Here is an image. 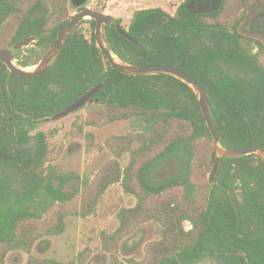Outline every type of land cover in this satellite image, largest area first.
Instances as JSON below:
<instances>
[{"label":"trees","instance_id":"trees-1","mask_svg":"<svg viewBox=\"0 0 264 264\" xmlns=\"http://www.w3.org/2000/svg\"><path fill=\"white\" fill-rule=\"evenodd\" d=\"M72 1L0 0V47L37 36L32 43L39 54L17 53L15 60L23 68L35 65L74 15ZM204 1L184 0L173 14L138 9L125 29L139 43L111 24L102 26L104 42L120 62L172 65L192 76L208 94L220 145L264 150V46L239 30L246 11L262 0H215L202 9ZM97 83L94 102L72 122L68 138L88 149L94 137L85 126L133 119L138 128L105 139L109 158L92 177L60 171L45 134L31 131ZM213 143L191 86L168 73L111 67L96 44L94 19H81L38 75L10 73L0 61V264L14 251L25 254L23 264H87L88 245L68 261L37 257L32 249L60 235L66 217L94 214L114 183L135 203L118 209L113 231L99 232L109 264H120L122 242L145 223L154 225L157 237L127 264H264L263 162L255 153L223 157L210 185ZM175 152L184 159L180 173L149 180L148 171Z\"/></svg>","mask_w":264,"mask_h":264},{"label":"rangeland","instance_id":"rangeland-1","mask_svg":"<svg viewBox=\"0 0 264 264\" xmlns=\"http://www.w3.org/2000/svg\"><path fill=\"white\" fill-rule=\"evenodd\" d=\"M181 2L182 0H86L84 6L119 18L121 25L127 28L133 12L138 9L161 7L171 14ZM217 2L214 5H207V8L214 7ZM78 3L79 0H73L70 3V15L76 13ZM202 9L205 8L202 7ZM83 27H86L85 23ZM239 30L264 46V0L253 10L246 11ZM28 53L34 57L39 54V50L35 44L31 43L28 47H24L17 56L23 58ZM34 66H28L26 69H33ZM83 112L84 108H81L55 119H45L31 133L42 131L45 134L48 146L55 157L53 164L58 170L76 171L82 176L92 177L101 164L109 158V153L104 147L105 139L113 134H122L137 129L138 126L133 119L115 121L102 127L85 126L83 130L93 133L94 137L93 143L87 149L81 139L68 138L67 133L72 128V122ZM120 161L122 165H125L128 155H123ZM183 161V155L175 152L153 166L148 171L147 178L151 181H158L176 175L182 170ZM73 184H77V181L68 186ZM134 203V197L124 193L118 183L111 184L99 200L94 214L85 218L66 217L64 231L60 235L48 236L37 242L33 246L32 253L37 257H54L61 261H68L88 245L91 248V256L87 264H109L108 255L101 250L99 232L113 231L117 225L116 212L118 209L132 206ZM185 225L189 226L188 223ZM156 237L153 224L145 223L140 226L122 242L118 256L120 264H127L129 258H141L145 243ZM25 259L26 256L22 251L10 252L6 256V264H23Z\"/></svg>","mask_w":264,"mask_h":264},{"label":"water","instance_id":"water-1","mask_svg":"<svg viewBox=\"0 0 264 264\" xmlns=\"http://www.w3.org/2000/svg\"><path fill=\"white\" fill-rule=\"evenodd\" d=\"M85 17H89V19L95 20L96 44L107 59V61L109 62V64L111 65V67L127 74H146L157 72L168 73L186 82L195 91L201 108V112L214 140L213 147L215 152V160L213 167L208 174V181L210 185L214 184V174L216 173L220 160L223 157H239L242 155L255 153L261 158L264 165V150L260 147H252L249 149H228L220 145L219 134L212 116L208 94L205 88L201 84H199L192 76L172 65H139L128 64L118 61L104 42L102 33V26L104 24H111L119 34H121L131 42L139 43V41L135 37L131 36L128 31L121 25V23L116 20V18L109 14L89 8H83L79 10L75 15L69 18L61 26L56 38L46 49L43 56L35 64L33 69H26L17 66L14 60H16L17 53H19L24 47H28L33 41L37 39V36L35 35H29L27 37H24L23 39L14 42L10 46L0 47V61H2L7 66L10 73H14L20 76H35L44 72L50 67L51 62L59 53L66 38L73 31L79 21ZM100 87L101 83H97L96 85L86 90L80 97H78L72 103H70L51 117H47L46 119H55L64 116L73 111L83 108L89 103H93V95L99 90Z\"/></svg>","mask_w":264,"mask_h":264},{"label":"flooded vegetation","instance_id":"flooded-vegetation-1","mask_svg":"<svg viewBox=\"0 0 264 264\" xmlns=\"http://www.w3.org/2000/svg\"><path fill=\"white\" fill-rule=\"evenodd\" d=\"M79 1H80V0H79ZM182 1H184V0H182ZM214 3H215V0H205L203 3H199L198 6H199L200 8H202V7L207 8L208 6H210V4H211V5H214ZM207 5H208V6H207ZM177 6H178V5H177ZM177 6L175 7V9H174L173 12L176 11ZM84 8H88V7H85V6H84ZM101 12H102V11H101ZM76 13H77V12H76ZM76 13H75V14H76ZM103 13H105V12H103ZM75 14H74V15H75ZM171 14H173V13H171Z\"/></svg>","mask_w":264,"mask_h":264}]
</instances>
